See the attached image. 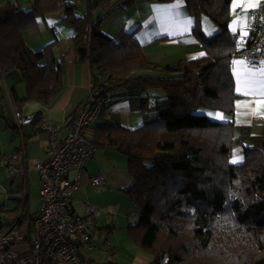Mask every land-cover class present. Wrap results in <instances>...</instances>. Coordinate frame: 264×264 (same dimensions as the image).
<instances>
[{
    "label": "trees",
    "instance_id": "1",
    "mask_svg": "<svg viewBox=\"0 0 264 264\" xmlns=\"http://www.w3.org/2000/svg\"><path fill=\"white\" fill-rule=\"evenodd\" d=\"M135 1L86 0L82 14L76 12V0H33L29 9L3 4L0 77L19 71L26 96L16 99L18 109L37 103L42 108L35 116L44 117L64 86L63 58L55 54L59 38L33 51L23 33L40 18L63 11V21L74 31L76 61L90 66L92 88L105 82L113 92L140 80L168 100L158 107L156 120L137 128L111 121L97 124L92 140L127 159L133 185L126 194L140 208L137 223L128 227L132 242L153 256L152 264H159L163 253L168 264H264V133L253 136L249 127H241L243 160L233 164L235 125L198 112L204 108L232 114L235 109L232 63L241 48L239 35L229 29L232 0H185L193 33L206 54L174 67L149 62L136 30L118 41L102 32L114 11ZM202 17L217 25L215 34L204 33ZM27 199L17 198L12 210L1 205L0 215L12 220L9 225L29 231L36 214Z\"/></svg>",
    "mask_w": 264,
    "mask_h": 264
},
{
    "label": "crops",
    "instance_id": "2",
    "mask_svg": "<svg viewBox=\"0 0 264 264\" xmlns=\"http://www.w3.org/2000/svg\"><path fill=\"white\" fill-rule=\"evenodd\" d=\"M32 1L0 0V7L7 2H14L23 8L26 7L25 5L31 8ZM262 4L264 0L231 1L229 29L239 35L240 48L250 37L253 11ZM51 17L55 18V21L49 22L48 18ZM63 18V11L48 14L40 18L35 27L23 33L25 42L33 51L44 48L54 40L55 36L59 38L55 54L57 59L63 58L64 86L60 96L47 109L44 117L60 128L62 138L67 134L72 119L86 101L92 86L90 66L76 61L72 40L74 31L67 28ZM201 22L207 36L218 31L217 25L209 18L202 17ZM193 26V18L185 0H136L131 6L114 11L103 22L101 30L116 41L124 34L136 30L135 35L149 62L161 67H174L180 61L200 58L206 54L193 33ZM232 71L237 94L234 112L229 114L205 109V114L214 121L232 122L235 125L234 145L239 141L238 133L241 127H249L253 136H261L264 133V61L253 63L236 55L233 57ZM16 72L0 77V166L5 168L7 177H9L8 169L13 165L25 164L27 173L24 179L18 175L9 177L22 179L20 186L8 191L5 187L3 189L7 193L9 191L14 193L15 189L20 187L23 191L18 195L23 194L24 198L27 195L28 203L32 187L29 177L32 175L36 179L34 186L37 189L39 203L34 212L31 209L30 211L37 215L42 202L41 184L33 164L37 159L49 157V141L46 134L35 133L30 126L21 128L13 119L15 110L18 109L16 99L26 96V88L23 87L21 90L19 88L25 82ZM153 74L163 78L178 76L167 73ZM135 81L124 89L112 92L113 101L101 115L98 124L111 121L127 128H137L158 118V107L168 103L167 97L160 91L148 90L146 87L140 89L139 85H134ZM132 86L137 88V92L132 91ZM144 102H147L146 105L151 104L150 108H153L150 116L152 120H146L147 111H143ZM41 108L39 104L29 102L20 111L25 115H36ZM14 156H17L16 160L13 159ZM97 174H101L105 179L103 189L100 191L90 183V178ZM132 185L133 179L129 174L125 156L115 148L97 146L94 156L86 163L80 189L73 195L72 201L74 211L82 216L87 215L88 204L98 211L95 216L93 246L80 250L83 264H152L154 262L153 256L136 246L129 236L128 227L137 223L140 215V208L126 194ZM14 208L15 205L11 210ZM5 210L9 209L5 208ZM4 221L10 224L12 220L5 217ZM105 243L110 244L109 249L103 247Z\"/></svg>",
    "mask_w": 264,
    "mask_h": 264
},
{
    "label": "built area",
    "instance_id": "3",
    "mask_svg": "<svg viewBox=\"0 0 264 264\" xmlns=\"http://www.w3.org/2000/svg\"><path fill=\"white\" fill-rule=\"evenodd\" d=\"M239 55L253 63L264 61V4L253 11L250 37ZM112 101L107 83L91 87L63 138L60 128L46 117L25 115L15 110L17 126H30L35 133L47 135L50 155L47 159H38L33 166L40 177L42 202L30 230L11 226L0 215V264H83L80 250L93 246L98 211L88 204L86 216L76 213L73 195L80 189L87 161L97 150L92 137L96 134L98 121ZM26 173L25 164L8 169L10 178L18 175L24 179ZM90 183L100 191L105 179L97 174L90 178ZM103 247L109 249L110 244L105 243ZM168 263V255L161 254L159 264Z\"/></svg>",
    "mask_w": 264,
    "mask_h": 264
},
{
    "label": "rangeland",
    "instance_id": "4",
    "mask_svg": "<svg viewBox=\"0 0 264 264\" xmlns=\"http://www.w3.org/2000/svg\"><path fill=\"white\" fill-rule=\"evenodd\" d=\"M76 1H77V10H76L77 14L84 13L86 10V0H76ZM25 6L26 7H24V9L30 8V7H28V5H25ZM48 21L53 22V21H55V18H53V17L48 18ZM56 22H57V19H56ZM66 25H67L68 29H72L69 24H66ZM16 74L21 75L19 71H17ZM133 83H134V85H139L140 89H143V87L145 88L144 84L140 80L135 81ZM23 87L26 88V85L24 84V85H22V87H19L20 90ZM132 88H133L132 89L133 92L134 91L137 92V88L135 86H132ZM160 93H162V92H160ZM150 107H151V104L146 105V109H147V110L145 109V111H147L146 112V115H147L146 120H152V119H150V116H151V112L153 111V110L151 111V109H153V108H150ZM198 112L201 114V113H205L206 110L204 108H201L198 110ZM13 119H14V117H13ZM242 156H243V147L239 141H236L235 144L233 145V154L231 157V162L233 164L241 163L243 160ZM33 165H35V163ZM0 167H1V170H0V206L5 205L4 207L6 209L11 210V208L17 204L16 199L19 197H23V194L20 196V195H18V193H16V192L13 193L12 191L11 192L9 191L7 193L5 189H7V191H8L11 188H15L17 186H20L22 184L23 180L20 178L10 179L9 177H7V174L5 172V168H3L2 166H0ZM29 180L31 182L32 187H31V194H30V197L28 200V204L30 206L31 211L34 212L37 209L38 203H39V200L37 199V195H36L37 189L34 186V183H36V179L32 175H30ZM3 187H5V189H3ZM4 216L2 215L1 218H5Z\"/></svg>",
    "mask_w": 264,
    "mask_h": 264
}]
</instances>
